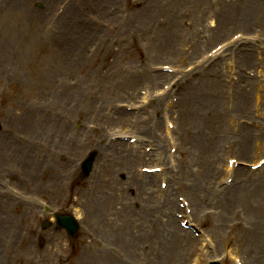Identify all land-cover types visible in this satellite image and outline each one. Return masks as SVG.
I'll return each instance as SVG.
<instances>
[{
	"label": "rangeland",
	"instance_id": "rangeland-1",
	"mask_svg": "<svg viewBox=\"0 0 264 264\" xmlns=\"http://www.w3.org/2000/svg\"><path fill=\"white\" fill-rule=\"evenodd\" d=\"M61 1L48 4L46 0H0L3 124L8 127L11 122L41 120L45 122L44 130L50 133L60 127L62 132L70 128L68 150L59 156L61 163L69 160L65 169L69 177L59 181L54 195L60 197L62 204L87 201L90 206L95 201L99 206L106 189L111 191L108 200L118 202L122 192L116 189L115 177L121 184L124 171H136L149 162L166 164L170 139L165 132L169 119L176 126L171 136L181 169L171 183L170 193L176 195V203L179 194L188 197L194 223L202 229V241L182 234L178 222L171 219L166 222L171 255L157 253L158 236L155 253L140 251L139 247L145 245L127 251L105 237L99 228L102 214H91L96 236L122 248L127 264H206L213 260L235 264L237 257L243 264H264V188L260 186L263 172L251 175L246 171V185L241 188L251 187L253 192L246 193L243 201L237 203L230 201L238 188L224 189L220 181L223 176L219 177L229 158L252 162L264 157V0H131V7L126 0H73L64 14L57 15ZM39 3L41 8L37 7ZM215 23L217 27H210ZM236 34L242 35L245 44L225 49L216 64L202 70L205 63L198 61ZM163 65L181 70L191 79L184 85L188 79L183 80V76L184 83L178 85L175 95L156 96V91L166 84V77L157 69ZM193 67V71H186ZM241 78L248 81L235 86ZM76 80L78 84L74 86ZM143 97L148 99L143 101ZM174 97L176 102L171 101ZM160 99H164L162 110L158 108ZM241 120L246 121L242 126ZM121 132L143 137L144 145L154 146V142L165 151L161 156L154 154L159 156L157 160L140 155L130 166L120 165L113 156L112 148L116 147L110 145L111 138ZM17 139L14 134L0 140V144L8 153ZM145 147H139L142 154ZM95 149L100 156L92 181L76 182L70 187L78 177L79 161ZM126 153L134 152L126 148ZM46 158L57 159V155L45 146L43 159ZM16 162L8 168L10 173L17 172L13 168ZM42 166L35 171L36 178ZM44 174L43 180L38 178L41 188L49 185L48 172ZM107 179L113 183L104 187ZM88 183L91 192L87 190ZM77 185L80 187L76 189ZM180 185L184 191L176 193ZM128 195L132 201L130 191ZM163 201L158 196L150 200L151 214L163 212L164 207L154 210ZM4 206L9 208H0V236L4 238L0 264H113L112 260L115 264L119 260L108 258L102 263V250L96 247L100 241L93 240L85 229L73 256L61 255L62 249L69 250L63 235L41 248L27 232V228H36L42 220L41 210L14 209L8 202ZM85 207L77 209V215L84 224L86 220L91 224ZM226 208L230 212L222 219L221 209ZM197 212L207 218L197 221ZM162 240L160 244L163 237ZM252 249L259 254L256 256Z\"/></svg>",
	"mask_w": 264,
	"mask_h": 264
},
{
	"label": "bare ground",
	"instance_id": "bare-ground-1",
	"mask_svg": "<svg viewBox=\"0 0 264 264\" xmlns=\"http://www.w3.org/2000/svg\"><path fill=\"white\" fill-rule=\"evenodd\" d=\"M54 1H55V0H46V2H47L48 4H51V3H53ZM73 10H74V9H73ZM72 13H73V12H72ZM164 35H165V34H164ZM164 38H165V36H164ZM64 135H65V132H62L61 130H59V131L56 132V136H55L54 140H55L58 144L61 145V144H62V138L64 137ZM5 138H7V137L5 136ZM63 147H66V146L64 145ZM133 148H134V147H133ZM22 151H24V149H22ZM22 151H21V154H22ZM115 151H116V153H117V155H118V162H119L120 165H129V164H131V163L137 161V157H138V155L136 154V152H135L134 154H131V155H125V154H123V153L121 152V151H123L121 145H118V146L115 148ZM17 159L21 160L22 163H24V168H25V172H26V173H29V172H32V171H33L31 164H29V162H28L27 160H24L22 156H20V157L17 158ZM21 161H18V162H21ZM55 177H57V175H55ZM105 177H107V176H105ZM262 177H263V176H262ZM146 179H147L148 181H153V180H154V178H152V177H150V176L147 177ZM147 180H146V181H147ZM133 184L136 185V186L139 187V188H142V185H141L142 183L139 184V183H137V182H135V181L133 180ZM260 186H261V189L264 188V177L261 178ZM146 187H147V185H145L144 188H146ZM241 187H242V186H241ZM241 187H239L238 189L235 190V192H236L237 195H236V197H234V198L231 199L230 203H237V202H239V201H243L242 197L245 196L246 193H248L249 191H252V192H253V189H252L251 187H250V188H249V187H247V188H241ZM94 199H96V198H94ZM99 202H100V205H99V206L96 205L95 201H92V202H91L90 213H91L93 216H95L96 214H100V213L104 210V208L101 206V203H105V204H107V205H114V204H115L114 201L110 202V201H108L107 199H104V198H100ZM229 212H230L229 208L221 209L222 219H224V218L226 217V215L229 214ZM121 214L124 215L125 212L122 211ZM8 224H9V223H8ZM3 241H4V238H3L2 236H0V244H1V245H2ZM166 242H167V244H168V248H170V255H171V254H172V248H171V237L166 238ZM157 253H158V251H157ZM252 253H255L256 256H257V254H259V253L256 252L254 249H252ZM250 260H254V257H251Z\"/></svg>",
	"mask_w": 264,
	"mask_h": 264
}]
</instances>
